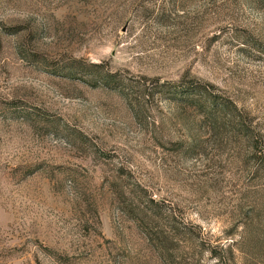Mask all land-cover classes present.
<instances>
[{"label": "rangeland", "instance_id": "rangeland-1", "mask_svg": "<svg viewBox=\"0 0 264 264\" xmlns=\"http://www.w3.org/2000/svg\"><path fill=\"white\" fill-rule=\"evenodd\" d=\"M0 264H264V0H0Z\"/></svg>", "mask_w": 264, "mask_h": 264}, {"label": "trees", "instance_id": "trees-1", "mask_svg": "<svg viewBox=\"0 0 264 264\" xmlns=\"http://www.w3.org/2000/svg\"><path fill=\"white\" fill-rule=\"evenodd\" d=\"M169 82H165V84H168ZM171 84V83H170ZM171 86V85H169ZM173 87H170V90H172ZM188 92H191V93H195V92H206V89H205V86L201 83H196V84H191L188 86L187 90ZM190 99H192V101H195L196 98H194L193 95H189Z\"/></svg>", "mask_w": 264, "mask_h": 264}]
</instances>
